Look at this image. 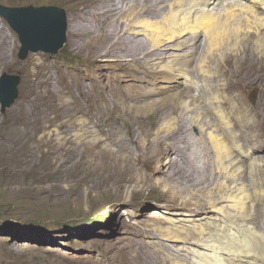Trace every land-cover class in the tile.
<instances>
[{
  "label": "rangeland",
  "instance_id": "rangeland-1",
  "mask_svg": "<svg viewBox=\"0 0 264 264\" xmlns=\"http://www.w3.org/2000/svg\"><path fill=\"white\" fill-rule=\"evenodd\" d=\"M101 1L103 2V0H0V4L8 7L35 8L56 6L67 12L69 24L70 15L78 16L81 13L80 9L87 11L95 5L101 7ZM115 1L117 18L121 16L118 20L122 22V26L117 24L115 30L122 33L126 28L129 33L137 35L136 41H141L143 45L146 43L150 51L155 50L147 39L143 24H138L134 30L122 21L125 14L123 16L119 12L126 9L128 2ZM184 1H189L185 8L194 5L190 0ZM167 2L172 5L174 0ZM248 2L250 0H221L211 5L200 4L197 9L200 11L203 8L200 12L221 14L229 4H232L239 11L237 19L243 21L247 15L254 17L252 13L242 12L244 5H250ZM118 5L121 7H117ZM93 15H88L91 19L87 16L91 22L94 19L92 23L95 25L91 24L93 28L90 27L95 36H100L102 29L95 13ZM161 18L158 21H161ZM138 19L142 21L144 18ZM0 26L14 45L8 55L9 61L0 54L2 57L0 78L4 73L21 77L19 99L5 114L1 112L0 105V264H147V262L201 264L199 253L203 248L210 247L204 239L200 240L198 235L190 232L192 222L198 218L197 223L201 218L198 223L204 222L205 228L208 227L203 237L209 234L218 235L212 230H216L220 220L225 221V218L213 212L211 204H217L219 207L229 206L228 197L237 191L241 184L251 187L252 184L249 186V182H264V135H262L264 101L261 100L264 86L259 84L258 87L256 85L242 87V83L234 88L230 95L224 92L226 101L220 102V105L218 103L221 100L217 103L212 100L219 95L214 82L202 81V85L199 82V85L191 86L196 87L194 90L180 85L178 99L174 98L172 103H167L168 105L163 108L166 112H161V115L154 119L150 112L153 108L146 104L144 99L147 95L153 97L150 94L152 92L156 94L163 85L161 81H164L167 71L168 74L171 73L169 68L164 70V67L177 62L174 65L177 68L179 65L180 69L182 66L180 61L188 57L190 50L183 49L181 45L174 46L178 49L174 48L169 55L157 60V63L156 61L148 63L149 68L147 65L146 68L150 70V74L146 79L149 81L143 83L127 78V75L135 73L136 70H140V73L143 71L137 64L130 62V65L128 62L123 68L116 58L97 59L92 55L110 44L107 40H100L99 48L95 49L94 53V50L90 51L87 47L72 48L68 34V42L58 54L30 53L26 60H21L18 35L1 16ZM105 28L110 30L109 23H106ZM201 39L204 43V37ZM185 40L180 39L181 42ZM246 47L252 51L251 56H254L257 62L260 61L258 58L262 55L252 40L247 44L240 43L236 47L240 58L244 57ZM231 53L227 50L216 56L220 58L222 55L220 58L222 61ZM198 58L199 55L196 56L193 67L188 70L200 80L196 75L200 71L198 68L195 69L196 62L197 65L201 62ZM42 65L45 66L46 73L50 72L49 85L52 88L50 94L46 91L45 84L43 86L34 82L40 77L36 73L39 69L43 70ZM213 66L216 68L217 64ZM214 68L212 73L216 71ZM194 80L196 82V78ZM117 89L118 94L115 92ZM191 94L194 96H190ZM147 105L150 106L149 109ZM205 106L208 109L203 108ZM232 106L235 108L238 106L241 115L248 116L247 113L250 112L252 118L232 117L236 116ZM219 107L226 116L231 115V130H234L235 136H244L247 132L245 137L251 139L252 145L244 138L237 139L236 146H240L241 149L244 147L242 151H249L248 157L242 155L244 154L242 151H235L228 159L221 161L215 151H212L209 134L212 132L223 134V123L215 118L216 114H213ZM243 109H247V112H243ZM209 110L211 111L208 112ZM146 111L150 114H146ZM179 111L186 116L183 117ZM259 111H262V114ZM166 113L171 114L168 116ZM141 115L146 116L148 123L150 122L147 123L149 128L147 137L137 130V117ZM175 120L184 127H180ZM169 125L174 132L168 128ZM173 125H176L175 128ZM185 131L188 132L186 136L183 134ZM176 134L177 136L183 134L182 137L189 140L192 148L189 146L188 154L192 156L191 158L193 159L195 155L197 157L195 160H198V157L200 159L193 165L195 174L200 178L197 177L195 187L187 189L177 184L175 186L166 175L168 174L166 159L158 153L160 143H157L159 141L156 139L161 140L163 137L166 139L165 136H170L171 139L166 142L169 144L171 140L175 142L178 138L181 139V136L177 137ZM131 138H135L137 142L132 143ZM150 139L153 140V144ZM253 146L258 148L253 149ZM222 166L228 167V170ZM231 166L241 168L236 172L240 178L239 176L231 178ZM247 166L253 167L248 169ZM252 190L251 187L250 191L255 195ZM262 205L254 203V207L249 210L253 214L259 212V223L255 228L258 233L264 235L262 213L264 203ZM197 206L208 209L197 213ZM231 213L236 215L234 209ZM174 227L180 228V233L186 237H182L180 241L173 238ZM187 232L193 235L187 236ZM185 239L188 243L183 241ZM226 263L243 264L237 257L227 259Z\"/></svg>",
  "mask_w": 264,
  "mask_h": 264
},
{
  "label": "bare ground",
  "instance_id": "bare-ground-1",
  "mask_svg": "<svg viewBox=\"0 0 264 264\" xmlns=\"http://www.w3.org/2000/svg\"><path fill=\"white\" fill-rule=\"evenodd\" d=\"M126 1L128 2V4L126 5L127 6L126 9L124 11L119 12V13H122L123 16L125 14V19L122 17V19H124L125 21L122 19L121 20L124 23H126L127 27L131 26L134 30L138 24L139 25L143 24L147 39L153 45L155 50L150 51V50H148L149 48L146 47V45H145L146 43H144V45H143L142 43H140L141 41L140 42L136 41L137 35H133L132 33H129L125 27L124 28L126 31L122 32V33H120V30H118L119 32L117 30H115L117 24H119V26H122V22L120 20H118V18L120 19V17H121L120 15H122V14H120L119 15L120 17L117 18V15H118L117 12L118 11L116 9V1L115 0H103V2L101 1L102 2V5H100L101 7H97V5H95V6L91 7L92 10L88 9L86 11L85 9H80L81 13H79V11H78V13H79L78 16L70 15L69 27H68L69 44L72 48H80L81 49L83 47H87L90 51L94 50V53H95V49L99 48L98 43L100 40L109 41L110 42V44H108L109 46L105 45L103 48L99 49L98 52L96 51V53L92 54V55H94L97 59H105L107 57H109V58L112 57L113 59L116 58L118 64L121 65L123 68L126 67V63H128V62L129 63L132 62V63L137 64L140 67V69L143 71L140 73V70H136V72L133 73V71H134L133 70L132 71L133 74L127 75V78L130 80H133V81L136 80V81H140L143 83H148V81H149V80L147 81V79H146V77H148L150 74V72H149L150 70H148V68H149L148 63L152 64L155 61L157 63V60H160L163 57L169 55L170 52L172 50H174V48H176L174 46L179 47V45H181V47H183V49L190 50V51H188V52H190V54L188 53L189 55L183 53L184 55H187L188 57L186 56L187 58H185L184 60H182V58H181L182 61H180V65H182V66L180 69H178L180 67L179 65H178V68L174 65L177 62H175L174 64H172V63L168 64L167 65L168 67L163 66L164 70H166L165 68H169L171 73L168 74V71H167V75L163 78L164 81H161L163 83V85L160 88L158 86L159 89L158 90L156 89L157 90L156 94H155V92H152V94H150L151 92L149 93L150 96H153V97H149L147 95V98L144 99L146 104L148 103V105L150 104L152 106L153 109L150 112L152 113L151 116L154 119L158 118V116L161 115V112H164V111L166 112V110L163 111V108H165V105L167 103H169V102L172 103V100L174 98L178 99V97L180 96V93H179L180 85L181 86L183 85L184 87L186 86L187 88L190 87V89H191L192 88L191 86L199 85V82L201 83L200 85H202V81L214 82L213 84H215V87L219 90L218 91L219 95L217 94L218 92L216 91L217 92L216 95H218V96L213 97V98L211 97V98H212V100L216 101L215 103H217L219 100H221V101H219L218 104H220V102L223 103L224 100L226 101V97L224 95V92H226V93H228V95H230L232 90L242 83H243L242 87H249V86H254V85L257 86L259 84L264 86V64L261 63V62H264V0H250V2H248V3H250V5H247V4L244 5V7L242 8V12H244L245 14L252 13V15L254 17L251 18L250 16L247 15L245 20H243V21H240L237 19L239 11L236 10L235 6H233L232 4H229L227 6V8L221 14H214L213 12H210V11L200 12L203 8L200 11L197 9V6H200V4H202V5L204 4V6L205 5H211V4H214L215 2H218V1L220 2L221 0H190V1H192L191 3H193L194 5L189 7V8H185V6H186L185 4L188 3L189 1L186 2L184 0H174V3H172V5L169 4L167 2V0H126ZM120 4L121 3H119V5ZM123 4H122V6L124 7ZM119 5L117 7H119ZM123 7H122V9H123ZM98 11H100V12L98 13ZM82 13H85V14L82 15ZM94 13L96 15V19L98 18V20H99V22L98 21H96V22L99 23V26L102 29L101 35L99 34L100 36H98V35L95 36V32L92 31L93 27L91 26V24H93L92 22L94 19L91 22L90 21L91 18L88 16V15L91 16ZM86 14H88L87 16L90 19L86 16ZM139 17L140 18L142 17V19L144 18L143 20L147 19V21L146 20L145 21H143V20L139 21V19H138ZM160 17H162L161 18L162 20L158 21V20H160L159 19ZM106 23H109L108 29H110V30H107L105 28ZM102 24H103V26H102ZM93 25H95V24H93ZM123 26H125V25H123ZM132 37H134L135 39H133ZM201 37H204V43H202ZM138 38H140V37H138ZM184 38L186 40L181 42L180 39L184 40ZM249 40L254 41V43L258 47L259 53L262 55L261 58H258V60H260L258 62L256 61L254 56L253 57L251 56L253 54L251 53L252 51L250 50L249 47H246L243 58H240V56L238 54L239 52L237 51L238 49L236 47L240 43L242 44L243 42H245V44H247V42H249ZM13 46L14 45H12L10 37L0 26V54L2 56H4L5 58H8V61L10 60L8 55H10L9 53H10V51H12ZM150 49H153V48H150ZM177 49L178 48H176V50ZM227 50H230V52H232V53L221 61L220 58L223 56L221 55V57L219 58L216 55H219V54H221ZM171 55H172V53H171ZM198 55L200 56V58H198V59H201V62L199 60L200 66L197 65L198 63L196 62L197 67H195V69L198 68L199 69L198 71H200L198 74H196V75H198L200 80H197V77H194L192 75V72L190 71L191 72L190 73L188 70V68L193 67V65L195 64V61H196V56H198ZM91 57H93V56H91ZM234 57H235V59H234ZM0 58H2V57H0ZM217 58H219L220 61L217 60ZM215 63L217 64L216 68H214V66H213V64L216 65ZM39 64H41V63H39ZM44 65H42V66H44ZM130 65H131V63H130ZM146 65L148 68H146ZM213 68L216 69V71L212 73ZM44 69H45V66L43 67L42 71H39L40 69L37 71L36 74L39 75L40 77L37 78L36 81H34V82H36L38 85L39 84L40 85L45 84L47 87L46 91L50 94L52 92V88L49 85L50 78H51L50 72L46 73V71ZM141 74H143V75H141ZM32 77H33V75H32ZM195 78H196V82L194 80ZM233 79L234 80L237 79V80L234 81ZM160 80H162V78H160ZM182 80H185L186 82H182ZM149 83H151V82H149ZM155 83H157V82H154V84ZM193 88H196V87H193ZM199 88H200V86H199ZM216 88H215V90H216ZM118 90L119 89H117L115 91L117 94H118ZM220 91L222 92V95H220V93H221ZM208 92H210V91H208ZM213 92H215V91H213ZM192 95L194 96V94H191L190 96H192ZM200 98H201V96H200ZM194 99H195V97H194ZM194 99H193V101H194ZM197 100H198V98H197ZM261 100L264 101V95L261 98ZM177 101H179V100H177ZM148 105H147V107L149 109L150 106H148ZM214 105H217V104H214ZM153 106H156V107H153ZM144 107H145V105H144ZM144 107L142 106V108H144ZM210 107H209V109H210ZM237 107L235 108L234 106H232L233 113L236 115V116H232V117L243 118V119H244V117H246V119H249L247 117L252 118L249 115L250 112L247 113L248 116L246 114L245 115L239 114L238 111H239L240 106H239V108H237ZM203 108L208 109L206 106ZM211 108L213 109V107H211ZM140 109H141V107H140ZM142 110H141V112H142ZM145 110H147V109H145ZM215 110H216L215 113H213V112L212 113L216 114L217 117H215V118H218L219 122L221 121V123H223V128H222L223 134L219 135V134L212 132L209 134V140H210V143L212 144V146H211L213 148L212 151H215L214 153L222 161L224 159H228L231 155H233V153L235 151L238 152V151H242V149H244V147H242V149H241L240 146H236L237 139L241 140V139L245 138L248 140L249 144H250L251 139L245 137V135H247V132L244 136L243 135H239V136L236 135L235 136L234 130H231V127H232L231 122H230L231 121V119H230L231 115L226 116L222 112L220 107L216 108ZM148 111H146V114L149 113ZM196 111H199V110H196ZM210 111L211 110H209L208 112H210ZM137 112H139V111H136V113ZM203 112H205V110ZM243 112L246 113L247 109L244 110ZM261 112L262 111H259L260 114H262ZM179 113H180V111H179ZM139 114H137V115H139ZM170 114L168 115L166 113V115H168V116H170ZM181 115L183 116V114H181ZM205 115L207 117L209 116L207 114H205ZM182 116H181V119H182ZM185 116H183V117H185ZM256 116H258V115H256ZM134 117H135V114H134ZM178 117H179V115H178ZM215 118H213V119H215ZM175 119H178V118H175ZM186 119L188 120V118H186ZM134 120H135V118H134ZM175 121L178 122V120H175ZM182 121H185V120H182ZM208 121H209V119H208ZM151 122L153 123V121H151ZM210 122H212V121H210ZM239 122H241V120ZM246 122H247V124H249V122L247 120H246ZM136 123H137V125H136L137 130H139L141 134H144L145 137H147L146 135L149 133V131H148L149 128H147L148 118H146V116L143 117V115L138 116ZM178 123L180 126V122H178ZM186 123H187V121H186ZM173 124H174V122H173ZM208 124H209V122H208ZM243 124H244V122H243ZM247 124L245 123V125H247ZM182 125H184V124H182ZM165 126H167V125H165ZM175 126L173 125L174 128H175ZM179 126L177 128V131L179 130ZM249 126H248V128H249ZM180 127H184V126H180ZM168 128H170V125ZM170 129H168V130L170 131ZM168 130H166V131H168ZM249 130H250V128H249ZM171 131H172V129H171ZM188 131H190V130H188ZM150 132H151V130H150ZM170 132H167V133L170 135L171 134ZM172 132H174V131H172ZM178 132H177V134H178ZM167 133H166V135H167ZM175 133H176V131H175ZM185 133H187V134H185ZM185 133H183L185 136L188 135L187 131H185ZM252 133H254V132L252 131ZM177 134H176V136H177ZM248 134H250V133H248ZM182 135H180L181 139H179V138L177 139V137H180V136H177L176 137L177 140H175V142H172V140H171L170 143L168 142L169 144H166V142H167V140L171 139L170 136L169 137L165 136L166 139H163L164 137L162 136L163 137L161 139L162 141L158 138L156 139V141H159L157 143H160V148H159V152H158L159 155L164 156V158L166 159L165 161H166V165L168 168V172H167L168 174H166V175H168L169 179L172 182H174V185L177 184L181 188H187L188 189V187L191 188L192 186H194V184L198 180L197 179L198 175H196L195 171L193 170V168H194L193 165H194L195 161L197 160V159L195 160L194 158H197V157H195V155H193V159H192L191 158L192 156L188 154L189 153L188 149H189V146H191V145H190L189 140L185 137H182ZM262 135H264V134H262ZM152 137H154V136H152ZM155 137H157V136H155ZM259 138H260V136H259ZM150 140H152V139H150ZM131 141H132V143L137 142L135 138H131ZM245 141L246 140H244V142ZM150 143H151V141H150ZM157 143H156V145H159ZM152 144H153V140H152ZM245 145L243 144V146H245ZM250 145H252V143ZM150 146H152V145H150ZM253 147H254L253 149L258 148L257 146H253ZM142 148H144V147H142ZM191 148H192V146H191ZM193 148H194V146H193ZM246 148H248V147H246ZM143 151H144V149H143ZM191 152H193V151H191ZM242 152L244 153L242 155H245L246 157H248L249 151H242ZM190 154H192V153H190ZM194 154H195V152H194ZM197 161L198 162L200 161L199 157H198ZM223 164H224V162H223ZM196 165H195V167L197 168L198 166H196ZM249 167L251 169V167H253V166H247L248 169H249ZM230 168H231V172H230L231 178L232 177L235 178V176H237L236 172L238 170H240L241 168L240 167L237 168L236 166H231ZM223 169H226V171H227L228 167H223ZM196 170H198V169H196ZM198 171H200V169ZM239 178H240V176H239ZM250 184H252V186ZM249 186L252 187V189H253L252 191L255 192V195H253L252 192L250 191L251 187H248L247 184L246 185L241 184L239 186V188L237 189V191H235L234 193H231V195L228 197L227 202H229V206L223 207V205L222 206L220 205L221 207H219V206H217V204L214 205V204L209 203V204H211V208L214 209L213 212H215V213L217 212L220 214V216L225 218V221L220 220V223L218 225V228H216V230H212V228H211L213 233L216 232L215 234H218V235L209 236L210 235L209 234V235H207L209 237H207L206 235L203 237V235H204L205 231H207L208 227L205 228L204 222L201 224L198 223L201 220V218L199 219V221L197 223H196V221L198 220V218H197V220H194L192 222V227H190L191 228L190 232L192 231V232H194V234L198 235L199 239L200 238L204 239V242H206L208 247H210V248H203L202 251L199 253L198 257L200 258L201 264H227L226 260L231 258V257H237L241 262H243V264H264V235H261L260 233H258V230H256L258 223H259L260 214H259V212L253 214L249 210L250 208L252 209V207H254V203L256 205L258 204L260 206H263L262 203H264V189H263L264 182L263 181L258 182V183H250L249 182ZM207 188H209V187H207ZM181 190L184 191V189H181ZM192 190H194V189H192ZM204 206H199V207L197 206L198 209L196 210V212L199 213V212H202V211L208 209ZM233 209H234L236 215H232L233 213H231V212L233 211ZM229 210H231V211L229 212ZM262 210H263L262 213L264 215V209H262ZM204 218H206V217H204ZM202 221H204V220H202ZM263 222H264V218H263ZM206 225H208V224H206ZM255 226H256V228H255ZM187 228H188V226H187ZM172 232H173V238H175L176 240L180 241V240H182V237H184V236L186 237V235L183 236L180 233V228L176 227L175 229H172ZM213 233H212V235H213ZM188 235L191 236L193 234L192 233L189 234L187 232V236ZM183 241L188 243L187 239H185ZM212 243H214V244H212ZM171 250H169V251H171ZM160 259H161V257H160ZM147 264H149V263L147 262ZM150 264H151V262H150Z\"/></svg>",
  "mask_w": 264,
  "mask_h": 264
},
{
  "label": "water",
  "instance_id": "water-1",
  "mask_svg": "<svg viewBox=\"0 0 264 264\" xmlns=\"http://www.w3.org/2000/svg\"><path fill=\"white\" fill-rule=\"evenodd\" d=\"M0 16L18 35L21 48L19 58L26 60L30 53L56 55L68 42V14L56 6L35 8L8 7L0 4ZM21 77L4 73L0 78L1 112L6 113L20 97Z\"/></svg>",
  "mask_w": 264,
  "mask_h": 264
}]
</instances>
